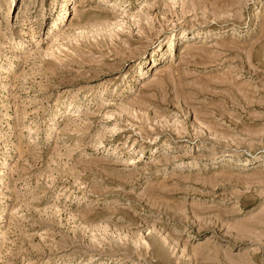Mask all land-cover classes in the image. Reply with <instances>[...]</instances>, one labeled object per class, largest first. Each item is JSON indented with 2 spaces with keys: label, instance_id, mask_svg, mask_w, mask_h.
Masks as SVG:
<instances>
[{
  "label": "rangeland",
  "instance_id": "374dc122",
  "mask_svg": "<svg viewBox=\"0 0 264 264\" xmlns=\"http://www.w3.org/2000/svg\"><path fill=\"white\" fill-rule=\"evenodd\" d=\"M0 264H264V0H0Z\"/></svg>",
  "mask_w": 264,
  "mask_h": 264
}]
</instances>
